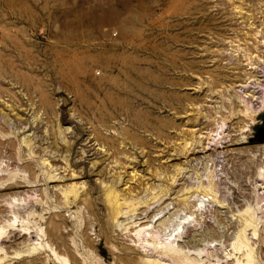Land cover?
Segmentation results:
<instances>
[{"label": "rangeland", "instance_id": "1", "mask_svg": "<svg viewBox=\"0 0 264 264\" xmlns=\"http://www.w3.org/2000/svg\"><path fill=\"white\" fill-rule=\"evenodd\" d=\"M0 264H264V0H0Z\"/></svg>", "mask_w": 264, "mask_h": 264}, {"label": "bare ground", "instance_id": "2", "mask_svg": "<svg viewBox=\"0 0 264 264\" xmlns=\"http://www.w3.org/2000/svg\"><path fill=\"white\" fill-rule=\"evenodd\" d=\"M128 96H129V95H128ZM120 101H121V100H120ZM120 103H121V102H120ZM11 190H12V189L9 188V191H11ZM5 193H6V192H5ZM140 229H141V228H140ZM166 246H167V245H166ZM170 246H171V244H170ZM170 246L167 247V248L169 249ZM175 248H177V247H175ZM175 248L173 247L172 249H175ZM165 249H166V248H165ZM168 249H166V250H168ZM177 250H179V249H177ZM180 250H181V249H180ZM180 250H179V251H180ZM170 251H172V250H170ZM173 251H174V250H173ZM179 251H178V253H179ZM168 252H169V250H168ZM168 252H167V253H168ZM175 252H176V251H175ZM175 252H174V253H175ZM172 253H173V252H172Z\"/></svg>", "mask_w": 264, "mask_h": 264}]
</instances>
